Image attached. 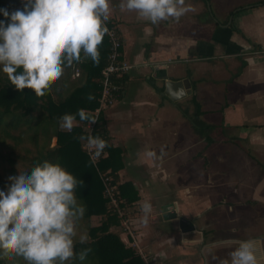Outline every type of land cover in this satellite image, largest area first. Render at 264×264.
I'll return each mask as SVG.
<instances>
[{
  "label": "crops",
  "instance_id": "crops-1",
  "mask_svg": "<svg viewBox=\"0 0 264 264\" xmlns=\"http://www.w3.org/2000/svg\"><path fill=\"white\" fill-rule=\"evenodd\" d=\"M120 3L109 19L133 67L102 118L122 153L118 184L138 192L139 246L148 264H230L222 241L264 238V3L186 0L192 10L158 24ZM183 79L173 100L166 82Z\"/></svg>",
  "mask_w": 264,
  "mask_h": 264
},
{
  "label": "clouds",
  "instance_id": "clouds-1",
  "mask_svg": "<svg viewBox=\"0 0 264 264\" xmlns=\"http://www.w3.org/2000/svg\"><path fill=\"white\" fill-rule=\"evenodd\" d=\"M120 8L152 24L179 20L192 10L186 0H121ZM0 12L8 19L0 20V66L17 90L28 88L44 96L63 76L65 66L81 62L82 53L99 63V47L109 34L110 0H25L22 10ZM76 115L95 122L84 109ZM75 118L64 114L60 127L70 131ZM80 139L87 140L95 156L107 146L99 136ZM8 179V190H0V251L21 256L27 264L72 260L77 222L85 212L75 195L76 177L60 163L44 161L30 173ZM141 211L146 222L151 203L142 204ZM85 241L81 236L80 242ZM219 246L232 249L230 264H264V238L229 239ZM86 255L87 250L79 258Z\"/></svg>",
  "mask_w": 264,
  "mask_h": 264
},
{
  "label": "trees",
  "instance_id": "trees-1",
  "mask_svg": "<svg viewBox=\"0 0 264 264\" xmlns=\"http://www.w3.org/2000/svg\"><path fill=\"white\" fill-rule=\"evenodd\" d=\"M24 3L25 0H0V8L9 12L22 10ZM0 20L8 22L2 12ZM109 51L105 35L99 47L98 64L91 58L85 59L82 53L81 62L73 63L80 69V75L73 78L74 67L65 66V77L54 83L42 97L32 89L17 90L0 66V190H8L12 183L9 176L30 173L34 166L44 161L58 162L76 177L75 195L85 212L76 226L75 256L66 264H147L114 230L115 225L120 224V218L104 195L100 172H108L118 183L122 153L120 148L112 145L103 118L95 136L103 139L107 146L98 167L83 147L85 140L80 139L87 137L80 123L89 120L81 121L76 114L84 109L92 118L101 91V69L108 62ZM89 96L93 98L89 99ZM66 113L75 115V121L79 122L70 131L60 127V118ZM54 138L55 144L52 143ZM118 186L121 196L128 202L138 199V192L130 183ZM94 216L100 217V223H92ZM81 236L86 238L84 243L80 242ZM85 250L86 258L81 260L80 254ZM11 257L0 251V264H27L21 256L12 254Z\"/></svg>",
  "mask_w": 264,
  "mask_h": 264
},
{
  "label": "built area",
  "instance_id": "built-area-1",
  "mask_svg": "<svg viewBox=\"0 0 264 264\" xmlns=\"http://www.w3.org/2000/svg\"><path fill=\"white\" fill-rule=\"evenodd\" d=\"M106 23L109 29V34H106V36L108 38L110 51L108 62L101 69V91L98 98V105L92 111V118L95 119V122L91 123L89 120L86 123H80L84 131H86L87 137L89 135L95 136V130L102 121L101 117L104 111L111 107L118 99V96L124 88L123 77L133 67V64L124 56V39L118 25L111 19H109ZM79 75L80 69L78 67H74L72 77L76 78ZM83 147L93 163L97 166L100 158L103 156V153L99 156H95L94 150H89L86 139ZM100 175L104 184V195L108 199L113 212L120 218L122 233L126 235L125 243L133 247L136 251L138 250V253L146 261L148 256L139 246L137 238L139 234L134 225L135 222L129 212L130 202L121 196L118 183L114 181L113 176L109 175L108 172H100ZM169 210L172 211L173 207H169Z\"/></svg>",
  "mask_w": 264,
  "mask_h": 264
},
{
  "label": "water",
  "instance_id": "water-1",
  "mask_svg": "<svg viewBox=\"0 0 264 264\" xmlns=\"http://www.w3.org/2000/svg\"><path fill=\"white\" fill-rule=\"evenodd\" d=\"M190 88V83L188 82V79H183L179 81H168L166 82V93L173 99L178 100L180 98L185 97L187 93V89ZM171 89L174 92H171ZM169 205L163 207V211L165 212L166 218H177L179 215L177 214H171L168 212ZM187 221L182 218L181 227H185L187 225Z\"/></svg>",
  "mask_w": 264,
  "mask_h": 264
},
{
  "label": "rangeland",
  "instance_id": "rangeland-1",
  "mask_svg": "<svg viewBox=\"0 0 264 264\" xmlns=\"http://www.w3.org/2000/svg\"><path fill=\"white\" fill-rule=\"evenodd\" d=\"M55 142H56V139L54 138V139L52 140V143L55 144ZM100 221H101V219H100V217H98V216H94L93 219H92V223H93V224H98V223H100ZM134 225H135V227H136L137 230H138L137 224L134 223ZM137 232H138V231H137ZM122 235H124V238H126V235H125L124 233H122ZM137 238H138V237H137ZM137 253H138V250H137ZM8 256H9L10 259H12V257H11L12 254H11V253L8 254ZM9 264H13V263H9Z\"/></svg>",
  "mask_w": 264,
  "mask_h": 264
}]
</instances>
